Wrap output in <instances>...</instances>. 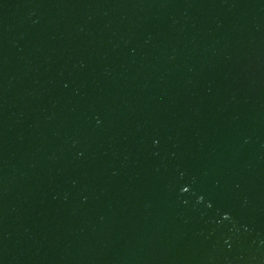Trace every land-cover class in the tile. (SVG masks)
<instances>
[{
  "label": "water",
  "instance_id": "95a60500",
  "mask_svg": "<svg viewBox=\"0 0 264 264\" xmlns=\"http://www.w3.org/2000/svg\"><path fill=\"white\" fill-rule=\"evenodd\" d=\"M0 264H264V0H0Z\"/></svg>",
  "mask_w": 264,
  "mask_h": 264
}]
</instances>
